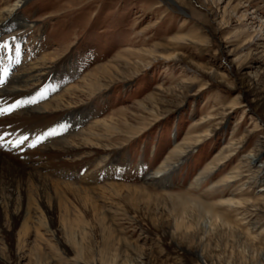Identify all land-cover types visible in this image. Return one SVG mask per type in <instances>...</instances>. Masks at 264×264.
<instances>
[{"label":"rangeland","instance_id":"obj_1","mask_svg":"<svg viewBox=\"0 0 264 264\" xmlns=\"http://www.w3.org/2000/svg\"><path fill=\"white\" fill-rule=\"evenodd\" d=\"M17 17L4 85L43 62L31 106L78 90L70 122L18 147L52 181L0 189V264H264V0H25ZM89 131L108 153H39Z\"/></svg>","mask_w":264,"mask_h":264},{"label":"bare ground","instance_id":"obj_2","mask_svg":"<svg viewBox=\"0 0 264 264\" xmlns=\"http://www.w3.org/2000/svg\"><path fill=\"white\" fill-rule=\"evenodd\" d=\"M7 1L8 0H4L3 1L4 5L0 6V34L4 33V35L8 36L7 38H16L15 31L24 25V22H22V20L20 18L18 19L17 17V10L22 4L25 3V0H14L10 5L7 3ZM18 42H19L18 40L15 41L16 43L15 47L17 46L16 47L17 50L15 49L16 50L15 53H12L11 51L10 53H8L9 52L8 50L5 51L7 52V57L5 59H8V62L4 66V69L0 68V75L3 76V82L0 83V109H3L11 104H15V102L18 100L31 101V102L21 103L17 105L15 111L11 112L10 114L5 112L2 116L0 115V189L5 191H8L13 186L22 188V186L26 184V179L30 177H33V181L39 183V185H44L43 184L44 182L46 183L47 181L49 182L52 181L46 176H42L40 175V173H38L37 167H35V165L38 164L36 161H38L39 158L35 159V157L33 158V155L27 157L25 156V153L29 155V153L27 152L19 153L18 147H22L26 137L27 140L30 141L29 146H33V145L35 146L36 143H38V141H36L37 140L36 138L35 140L29 139L28 136L30 134L35 133V130L38 128L39 121L49 122L46 125V127L43 128V129H47L46 130L47 132L54 130V127L62 126L64 123H68V121L70 122V119H68L66 115H64L63 113L68 111V108L71 106L72 89L78 90L75 85L67 86V88H65V90L61 94L57 95L56 97L50 98V100H47L46 102L42 103L40 106L38 107L31 106L30 104H32V102H34L36 99L38 98L42 99L43 96L45 97L47 95L46 94L39 95L41 93V90L39 93H36L35 92L36 89L28 92L29 89H23V87H20V85L21 84L23 85V83H25L27 79L29 81L30 80L33 81L36 77L38 76L40 77L41 75H43L44 72H41L43 69L42 68L43 62H35V63L33 62L28 67V71L23 70L21 72V76L19 77L17 76L18 78L15 80L10 79V81H8V83L10 84L7 83L8 85H4V82H6L7 80L8 71H9L7 69H10V67H12L18 59V53H19L18 51L20 48V46H18ZM0 51H2V49H0ZM99 72L100 74L97 73L98 75L96 74L92 81H98V78L107 75L106 74L107 70L100 69ZM25 76L26 79H23ZM47 80L48 77L45 78L43 77L42 81L46 84ZM88 83L89 81H87L86 84ZM32 84L33 86L35 85L34 83ZM42 90L43 91L48 90V92L51 91V89L47 88L46 86L42 87ZM95 122L93 121L90 124V126L94 127L92 125H94ZM98 126H100V124H98ZM102 126L105 129L109 130V126L107 124H102ZM68 128L69 127H67V129ZM44 131L45 130H43L42 132ZM97 137H98L97 134L92 131H89L88 133L82 132V134H80L79 137H77L76 139L77 142L69 139H59L56 142L51 143V145L45 146L44 149L39 153H41L40 155H42V153L58 155V153L60 154L63 152H68L76 148L79 150H86L87 152L100 151L98 153L101 154L108 151L109 148L107 146H99L90 140L92 138H97ZM31 141L33 143H31ZM19 143L20 145H18ZM187 143L188 142H185V144ZM24 145H28V144H24ZM21 156L22 159H20ZM161 171L163 170H161L160 167H158L154 171L153 177L159 176L160 175L159 173H162ZM262 178H263L262 174L254 176V179L258 180V182L262 181ZM54 182L56 183L61 182L66 186L70 187L71 189H76L78 191L88 190L85 187L78 186L70 182H63L59 180H54ZM108 186L114 189L132 188V189H140L145 191L142 187L120 184V183H109ZM103 188L105 187L104 186L96 187V189H100V190H102ZM262 188H263L262 190H264V183ZM232 203L236 204V206L238 205V207L243 206L242 205L243 202L240 201H233ZM256 210H260V208Z\"/></svg>","mask_w":264,"mask_h":264},{"label":"snow or ice","instance_id":"obj_3","mask_svg":"<svg viewBox=\"0 0 264 264\" xmlns=\"http://www.w3.org/2000/svg\"><path fill=\"white\" fill-rule=\"evenodd\" d=\"M3 82V76L0 75V83ZM46 93H44L43 91L39 94V95H45ZM31 101H16L15 104H11L3 109H0V112H10L13 108H15L17 105L21 104V103H29ZM54 132V130L52 131H49L47 133H45V135H52ZM37 140H42L43 139V136H38L36 137Z\"/></svg>","mask_w":264,"mask_h":264}]
</instances>
